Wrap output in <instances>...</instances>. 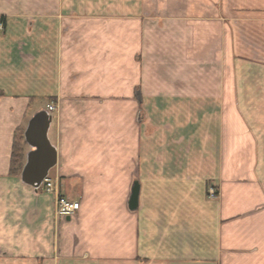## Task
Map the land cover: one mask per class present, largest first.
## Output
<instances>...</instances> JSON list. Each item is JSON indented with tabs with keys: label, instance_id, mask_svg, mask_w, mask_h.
Instances as JSON below:
<instances>
[{
	"label": "crops",
	"instance_id": "0c3cea01",
	"mask_svg": "<svg viewBox=\"0 0 264 264\" xmlns=\"http://www.w3.org/2000/svg\"><path fill=\"white\" fill-rule=\"evenodd\" d=\"M0 16V264H264V0H0ZM41 110L73 216L10 171Z\"/></svg>",
	"mask_w": 264,
	"mask_h": 264
},
{
	"label": "water",
	"instance_id": "95a60500",
	"mask_svg": "<svg viewBox=\"0 0 264 264\" xmlns=\"http://www.w3.org/2000/svg\"><path fill=\"white\" fill-rule=\"evenodd\" d=\"M51 122L52 115L46 110H41L29 120L24 132V138L30 146V150L26 154V162L21 171V180L36 189L40 188L58 161L56 147L48 137ZM138 193L139 186L136 184L130 199L132 209L138 206Z\"/></svg>",
	"mask_w": 264,
	"mask_h": 264
},
{
	"label": "built area",
	"instance_id": "2783aa9c",
	"mask_svg": "<svg viewBox=\"0 0 264 264\" xmlns=\"http://www.w3.org/2000/svg\"><path fill=\"white\" fill-rule=\"evenodd\" d=\"M54 105L49 106V111H53ZM43 190L56 194V213L59 216H73L80 209L81 203L78 200H72L62 195L53 182V180L47 177L40 186ZM211 195H215L213 188L211 189Z\"/></svg>",
	"mask_w": 264,
	"mask_h": 264
},
{
	"label": "trees",
	"instance_id": "16d2710c",
	"mask_svg": "<svg viewBox=\"0 0 264 264\" xmlns=\"http://www.w3.org/2000/svg\"><path fill=\"white\" fill-rule=\"evenodd\" d=\"M5 17L0 16V22L5 24ZM2 96V92H0V97ZM24 129L20 128L15 134L12 157H11V174L12 175H20L22 168L24 166L25 159V149H24Z\"/></svg>",
	"mask_w": 264,
	"mask_h": 264
},
{
	"label": "rangeland",
	"instance_id": "374dc122",
	"mask_svg": "<svg viewBox=\"0 0 264 264\" xmlns=\"http://www.w3.org/2000/svg\"><path fill=\"white\" fill-rule=\"evenodd\" d=\"M169 45L168 46H166V51L167 50H171V45H170V42H167ZM168 47V48H167ZM155 55H156V49L155 48H152L151 50H150V56H149V68H156V60H155ZM166 58H164V61L166 62V65L167 66H169V64H171V61H172V57L170 56V55H168L167 56V53H166V56H165ZM162 64V63H161ZM166 75L168 76V80H172V78H171V74H168V73H166ZM163 91H165V92H168V91H173L172 89L171 90H163ZM152 90L150 89V95H152ZM154 92H156V90L154 91ZM42 102H45V100H42ZM44 105H45V103H44ZM24 162H25V160H24ZM214 190V192L216 193V190L215 189H213Z\"/></svg>",
	"mask_w": 264,
	"mask_h": 264
}]
</instances>
